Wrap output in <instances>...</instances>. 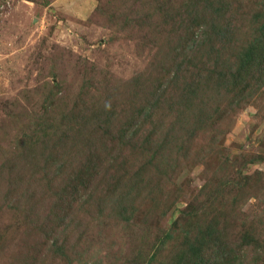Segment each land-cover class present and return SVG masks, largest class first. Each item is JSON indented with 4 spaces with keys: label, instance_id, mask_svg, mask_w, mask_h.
I'll return each mask as SVG.
<instances>
[{
    "label": "rangeland",
    "instance_id": "374dc122",
    "mask_svg": "<svg viewBox=\"0 0 264 264\" xmlns=\"http://www.w3.org/2000/svg\"><path fill=\"white\" fill-rule=\"evenodd\" d=\"M0 264H264V0H0Z\"/></svg>",
    "mask_w": 264,
    "mask_h": 264
}]
</instances>
